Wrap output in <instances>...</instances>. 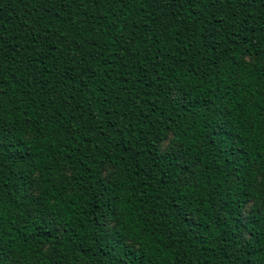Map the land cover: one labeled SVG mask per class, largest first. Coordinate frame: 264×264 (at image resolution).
Instances as JSON below:
<instances>
[{
	"label": "trees",
	"instance_id": "obj_1",
	"mask_svg": "<svg viewBox=\"0 0 264 264\" xmlns=\"http://www.w3.org/2000/svg\"><path fill=\"white\" fill-rule=\"evenodd\" d=\"M0 264H264V0H0Z\"/></svg>",
	"mask_w": 264,
	"mask_h": 264
},
{
	"label": "snow or ice",
	"instance_id": "obj_2",
	"mask_svg": "<svg viewBox=\"0 0 264 264\" xmlns=\"http://www.w3.org/2000/svg\"><path fill=\"white\" fill-rule=\"evenodd\" d=\"M241 215H244L246 218V215H247L246 211H242ZM245 239H247V237H245Z\"/></svg>",
	"mask_w": 264,
	"mask_h": 264
}]
</instances>
